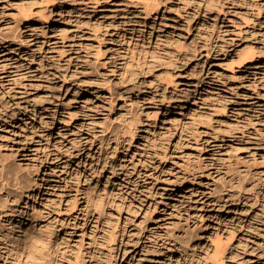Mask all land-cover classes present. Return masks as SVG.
I'll return each mask as SVG.
<instances>
[{"label": "clouds", "instance_id": "9594fccd", "mask_svg": "<svg viewBox=\"0 0 264 264\" xmlns=\"http://www.w3.org/2000/svg\"><path fill=\"white\" fill-rule=\"evenodd\" d=\"M0 24V264H264V0Z\"/></svg>", "mask_w": 264, "mask_h": 264}, {"label": "rangeland", "instance_id": "374dc122", "mask_svg": "<svg viewBox=\"0 0 264 264\" xmlns=\"http://www.w3.org/2000/svg\"><path fill=\"white\" fill-rule=\"evenodd\" d=\"M11 2H12V3H17V4H19V3L22 2V0H11ZM67 8H69V6L65 5V6H64V9L66 10ZM57 10H60L59 7L57 8ZM12 11H15V9H12ZM106 14H107V13H100V15H106ZM221 22H222V23H225V21H223V19L221 20ZM31 23H32V24H35L34 21L31 22ZM181 23H182V21H181ZM4 26H5V25L0 24V27H4ZM26 26H27V25H26ZM59 26H61V25H53V27H59ZM49 43H51V41H49ZM0 51H7V48H5V47H3V46H0ZM22 51H26V50H22ZM220 62H221V61H210V63H212V64L220 63ZM258 63H259V64H264V60L258 61ZM253 67H254V65H253ZM212 70H213V71H224L223 69H220V68H213ZM88 95H89V93H84V96H88ZM68 98H71V94H69V97H68ZM181 107H182V106H181ZM189 107H191V105H189ZM172 114L175 115L176 112L173 111ZM225 119H226V118H225ZM17 123L23 124V120L18 121ZM14 130L18 131L19 129H14ZM137 143H139V141H138ZM84 159H87V157H84ZM76 163H78V161H74V162H73V165L75 166ZM187 187H188V186L186 185V186H185V189H186ZM185 189H179V191H180V192H184Z\"/></svg>", "mask_w": 264, "mask_h": 264}, {"label": "bare ground", "instance_id": "6f19581e", "mask_svg": "<svg viewBox=\"0 0 264 264\" xmlns=\"http://www.w3.org/2000/svg\"><path fill=\"white\" fill-rule=\"evenodd\" d=\"M70 7V6H69Z\"/></svg>", "mask_w": 264, "mask_h": 264}]
</instances>
